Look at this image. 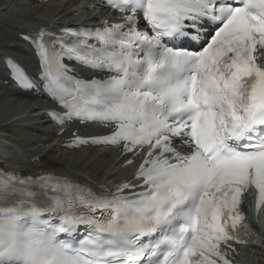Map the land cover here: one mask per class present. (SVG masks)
I'll return each instance as SVG.
<instances>
[{
  "label": "snow or ice",
  "instance_id": "snow-or-ice-1",
  "mask_svg": "<svg viewBox=\"0 0 264 264\" xmlns=\"http://www.w3.org/2000/svg\"><path fill=\"white\" fill-rule=\"evenodd\" d=\"M106 3L123 23L41 28L39 83L15 64L13 78L56 101L60 123L113 125L91 143L146 146L144 191L0 169V264H229L221 243L264 247L241 211L249 189L264 204V0ZM71 61L105 75L85 80Z\"/></svg>",
  "mask_w": 264,
  "mask_h": 264
},
{
  "label": "bare ground",
  "instance_id": "bare-ground-1",
  "mask_svg": "<svg viewBox=\"0 0 264 264\" xmlns=\"http://www.w3.org/2000/svg\"><path fill=\"white\" fill-rule=\"evenodd\" d=\"M1 1L0 12H13L18 15V19L22 15L24 21L10 22L1 18L0 14V58L5 54L20 57L24 66H29L31 61L29 53L17 43L20 33L40 25L72 26L79 21L96 20V16L87 8L85 12H76L82 8L79 0H56L52 4L39 3L38 0ZM89 3L98 4L94 0ZM100 11L103 12V9L100 8ZM40 100L41 97L33 93L16 91L6 86L0 88V137L8 147H12L10 143H15L19 145L17 150L26 149L22 157L8 166L12 172L38 175L50 171L96 189L109 187L110 183L129 177L133 170L129 166L122 168V165L131 156H120L111 149L89 147L68 150L62 147L61 144L69 135L56 134L58 129L50 125ZM81 128L83 126L71 130ZM260 233L264 240V227ZM256 255L257 264H264L262 256Z\"/></svg>",
  "mask_w": 264,
  "mask_h": 264
},
{
  "label": "rangeland",
  "instance_id": "rangeland-1",
  "mask_svg": "<svg viewBox=\"0 0 264 264\" xmlns=\"http://www.w3.org/2000/svg\"><path fill=\"white\" fill-rule=\"evenodd\" d=\"M8 1H9V3H12V2H15L16 0H8ZM13 15L14 14H12V13L5 12L2 15V17L5 18L6 20L12 21V22L15 20H22V18L24 19V17H22L21 19L20 18L18 19V17H16L15 15L13 16ZM0 140L2 141V138H0ZM11 145H14V144H11ZM1 151L6 157H12L14 148L8 147L7 143L6 144L0 143V153H1ZM20 152H21V150H18L17 153H20ZM2 153H1V155H2Z\"/></svg>",
  "mask_w": 264,
  "mask_h": 264
}]
</instances>
